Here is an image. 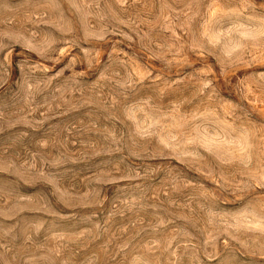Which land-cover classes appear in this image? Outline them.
Wrapping results in <instances>:
<instances>
[{"label": "rangeland", "instance_id": "1", "mask_svg": "<svg viewBox=\"0 0 264 264\" xmlns=\"http://www.w3.org/2000/svg\"><path fill=\"white\" fill-rule=\"evenodd\" d=\"M0 264H264V0H0Z\"/></svg>", "mask_w": 264, "mask_h": 264}]
</instances>
